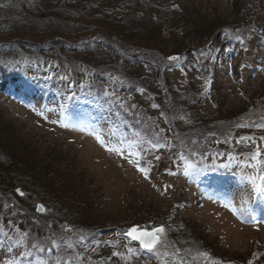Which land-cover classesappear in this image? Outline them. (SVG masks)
Returning <instances> with one entry per match:
<instances>
[{"label":"rangeland","instance_id":"374dc122","mask_svg":"<svg viewBox=\"0 0 264 264\" xmlns=\"http://www.w3.org/2000/svg\"><path fill=\"white\" fill-rule=\"evenodd\" d=\"M161 1L178 6V14L188 22L192 17L202 31L186 30L192 41L183 44L177 37L151 38L143 29L116 37L117 30L99 29L102 20L92 28L52 18L28 19L23 31L0 35V74L22 73L33 87L21 76L4 75L0 118L19 130L27 148L56 150L64 158L73 224L118 232H94V241L72 254L69 243L77 235L66 239L56 225L48 246L60 251L42 258L29 246L40 237L34 213L21 214L25 204L17 194L1 191L0 234L6 237L0 239V264H264V198L249 180L264 187V122L246 118L231 131L208 132L214 139L200 137L207 133H201L202 119L229 120L264 108V0ZM4 10L0 24L21 15ZM60 39L84 51H65V57L13 52L18 44H40L35 48L41 50ZM128 43L147 49L135 51L133 58L146 57L133 64L141 81L132 89L123 80L124 64L112 59L114 47ZM43 85L53 89L40 93ZM189 101L195 104L185 105ZM220 143L249 150L231 159ZM35 186L27 197L41 195L44 186ZM151 222L164 232L145 254L122 234Z\"/></svg>","mask_w":264,"mask_h":264},{"label":"trees","instance_id":"16d2710c","mask_svg":"<svg viewBox=\"0 0 264 264\" xmlns=\"http://www.w3.org/2000/svg\"><path fill=\"white\" fill-rule=\"evenodd\" d=\"M104 1L105 0H0V12H2V10L5 12L4 9L6 8H10V12H21L20 16L16 14L15 16L12 15V18H6L9 21V24H0V35H10L14 32L23 31L24 29L21 27H27L29 23L28 19L29 21L37 20L46 22L50 21L52 18L56 20L64 18L67 19L68 22L83 25L87 24L86 26H91L92 28L95 27L92 23L93 21L102 20L103 25L101 24L99 29L103 30L112 28L113 30H117L118 34L116 37H119L120 35L126 36L129 33L130 35H134L140 31L142 33L143 30H148V33L152 35L151 38L169 39V37H177L178 39H183V44L192 41V39L187 38L186 30H191V32L202 31L199 30L201 25L197 21L191 22L192 17H189L188 22L187 18L181 17L180 14H178V12H180V9L177 8L178 6L164 5L161 0H156V2L152 0H133L131 2L124 0L117 5H114L115 7L110 8L105 7L102 4ZM29 16L35 17L28 18ZM23 20L24 22H22ZM120 30H123V32L119 33ZM53 39L55 38L53 37ZM61 40L64 39L57 40L52 45L43 44V49L41 50L40 47L35 48L40 44H28L27 46H20V44H18V46H16L17 49L13 52H17V50L19 51L20 49L25 53H58V56L65 57V51L73 54H75V52L84 51L83 47L80 46L65 47L62 45ZM1 45H3L4 49L8 51H11L14 48L8 43H1ZM127 45L125 49L114 47L115 49L112 59L117 60L115 64H118L119 62L124 64L121 68V70H123V76L126 74L123 80L128 81L127 85L132 84V89L134 88L135 83L141 81L138 72H135L136 70L133 68L135 65L134 63H141L146 56H139L137 57L138 59H135L136 49L145 48L140 47L141 45L129 43ZM131 45H134V47ZM3 53L4 52H0V54ZM150 53L154 54L155 52L149 51L148 54ZM162 54L163 53H161V55ZM15 55L18 56V53H15ZM161 55H159V57ZM132 58L133 61L131 60ZM158 73L164 75L160 70ZM128 74L130 76H128ZM159 74L157 75L156 72V76L159 77ZM4 75L21 76V83L23 84L24 82L25 86L29 85L33 88L23 77L22 73H14V71L9 72L5 70L4 72H1L0 80L3 79ZM120 76H118V78H120ZM123 76L121 78H123ZM159 82L162 81L160 80ZM52 89V87L43 85L39 92L44 93ZM189 98H192L191 94H189ZM90 103L92 108L96 107L105 111H113L112 109L98 105V102ZM188 104L194 105L195 102L189 101L185 105ZM257 111L252 114L250 112H245L249 114L245 116H241L242 114H240L229 120H213L209 123H207L209 118H207V121L202 119L201 122L203 123V126L200 128L202 131L201 133H207L201 134L200 137L205 141L214 139L215 137L208 132H216L218 135L222 129L223 131L221 134L227 130L231 131L230 129L235 122L238 120L243 121L246 118L252 120H254V118H259L255 123L262 124L264 122V108L259 112ZM241 127L242 125H238L236 128ZM260 131L262 130H259L258 132L260 133ZM18 134L19 130L17 128L13 127L8 121H4L0 118V192L2 191L4 194H17V189L23 191L21 192L19 190L20 194H22H17L16 197L19 201L25 204L21 207L22 209L19 210V212H21V214L34 213L33 218L37 219L35 223L37 224V228H39V230L37 229V234L40 235V237L35 238L29 245L35 249V253L40 254V257L42 258H45L47 255L48 258H50L55 256L54 253L60 251L61 246H58L54 252V247L49 249L48 246V236L54 231L56 225L63 230L66 239H70L74 235H77L74 243H69V247H74V250L70 251L72 254H75L80 251V249L84 248L88 240V243H92L94 239L91 235L94 232L100 234V232L103 233L110 230L113 234H117L118 232L115 228H100V226L93 225L80 226L79 224L75 225L70 221V215L68 212L70 208H68L67 205L72 201L67 199L69 191H67L68 187L65 185V180L63 178L65 176L62 174V166H64L63 163L65 161L64 158L62 159L57 154L56 150L46 149L44 152L42 150L38 152L35 148H27V146L19 140ZM220 144L221 147L228 148V154L231 159L237 157L239 152H246L249 150V146L238 147L234 144ZM38 183L44 186L41 195L38 193L36 194L37 196L33 194L31 198L27 197L30 193H33L34 187H36L35 184ZM25 186H27V188ZM37 206L43 207V214H36ZM152 225L153 227H163L161 225H154L152 222L150 224L144 223L142 226L138 227L139 229H145ZM5 237L6 235L0 234V239ZM17 247L18 246H15V248H13L16 249Z\"/></svg>","mask_w":264,"mask_h":264},{"label":"snow or ice","instance_id":"6c2138e0","mask_svg":"<svg viewBox=\"0 0 264 264\" xmlns=\"http://www.w3.org/2000/svg\"><path fill=\"white\" fill-rule=\"evenodd\" d=\"M257 155H259L258 152ZM253 159H256V156H253ZM249 180L253 185V191L255 192V194L258 197L264 198V187L255 184V181L252 178H249ZM43 210V207L38 208V211ZM163 232L164 229L162 227L154 229L152 232L139 231L137 228H132L126 235L131 237L132 240L138 241L142 249H146L147 251L152 252L160 241V236L158 234H161ZM129 251L132 252L134 250L130 248Z\"/></svg>","mask_w":264,"mask_h":264},{"label":"water","instance_id":"95a60500","mask_svg":"<svg viewBox=\"0 0 264 264\" xmlns=\"http://www.w3.org/2000/svg\"><path fill=\"white\" fill-rule=\"evenodd\" d=\"M16 192L19 194L18 190H16ZM38 208H40V206H37V207H36V214L40 215V214L43 213V211H38ZM132 228H135V227H132ZM132 228H130V229H132ZM130 229H129V230H130ZM129 230L125 233L124 237H125L126 239H128V240H131L133 243L137 244V245L139 246L140 249H142L138 241H136V240H132L131 237H129L128 235H126V234L129 232ZM146 232H147V231H146ZM151 232H152V231H151ZM142 250L147 251L146 249H142Z\"/></svg>","mask_w":264,"mask_h":264}]
</instances>
